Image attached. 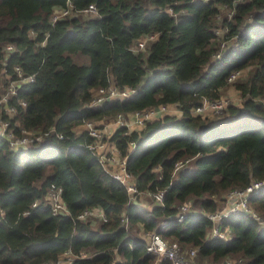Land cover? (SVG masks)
Returning a JSON list of instances; mask_svg holds the SVG:
<instances>
[{
	"label": "trees",
	"instance_id": "obj_1",
	"mask_svg": "<svg viewBox=\"0 0 264 264\" xmlns=\"http://www.w3.org/2000/svg\"><path fill=\"white\" fill-rule=\"evenodd\" d=\"M67 4L71 14L53 23ZM90 5L95 15L77 13ZM246 68L247 79L233 84L240 107L216 120L192 112L219 99L229 77ZM2 69L17 85L7 98L12 114L2 109L0 119L14 138L26 131L43 139L13 150L0 137V264H55L66 252L73 264H170L146 251L152 232L181 251L195 249L200 264L236 257L264 264V228L250 215L222 219L224 240L209 238L206 217L223 193L264 180V0H0ZM109 87L134 91L92 104ZM159 106L180 115L115 127L108 139L137 189L132 200L81 127ZM185 160L191 166H181ZM52 187L65 213L44 203ZM143 193L152 205L140 203ZM185 202L195 208L177 222ZM247 203L264 217V189ZM88 210L103 218H79Z\"/></svg>",
	"mask_w": 264,
	"mask_h": 264
},
{
	"label": "built area",
	"instance_id": "obj_2",
	"mask_svg": "<svg viewBox=\"0 0 264 264\" xmlns=\"http://www.w3.org/2000/svg\"><path fill=\"white\" fill-rule=\"evenodd\" d=\"M71 6L70 4H67L65 8L56 9L54 11L52 22H56L60 19H63L66 16H69L71 14ZM77 13H86V14H96V10L93 5H90L88 8L83 9L81 11H78ZM217 34V33H216ZM153 39V36L146 37L141 40L145 39ZM139 48H143L144 43L140 42ZM225 45L222 43V48ZM12 46L8 45L5 47V51L8 53L12 51ZM221 57L220 52H218L214 56V62L217 61ZM14 71L17 73V75H20V68L15 67ZM240 72V71H239ZM239 72H236L232 74L228 81L230 82L235 78V75ZM1 79H2V86H4V92L0 96V110H5L7 114H12L13 111L12 108L7 107V98L15 93L16 85L17 83L15 81H12L10 75L6 72V70L2 69L0 73ZM33 76L28 77L29 82L33 81ZM6 82V84H5ZM134 90H124L119 91L113 87H109L106 92H103L102 90H99V93L101 94L100 97H98L95 102L92 104H98L103 102L106 99H118V98H128L130 97L131 93ZM103 93H107L103 97ZM218 100V99H217ZM216 101V100H215ZM214 102V101H212ZM211 103L207 100H203L201 105L196 107L192 112L194 114H200L204 111L206 104ZM213 107L217 104H212ZM169 106H159L157 108H152L150 110H147L143 113L136 112L131 115L132 121L129 123V125L134 128H141L144 126V124L149 120L148 117L151 115L156 114L160 109H168ZM217 108L220 112L222 109V103H218ZM216 111V113H219ZM124 116L118 115L114 121V125L116 127H126L129 129V125L124 123ZM155 119V118H152ZM151 119V120H152ZM116 122V124H115ZM87 125V126H86ZM86 126V128H85ZM84 128L86 131H88L89 135L94 138V143L89 146V149L91 150L92 154L97 157L100 164L109 170V173L111 176L116 179L126 190V192L130 195V198L132 200L135 199V196L138 195L137 189L133 184L131 175L126 171L125 168V159L122 158L118 163L117 170H110L109 167L113 162H115L116 157L120 155L119 151L109 142H103L104 138H101L100 133H97L96 130H90L91 124H85ZM10 125L6 121H3L0 119V137L4 138V140L8 141L9 147L13 150H21L26 149L30 144L35 142H40L43 139V134L40 132H26L22 131V135L20 138H14L12 135V131L9 128ZM93 127V126H92ZM46 134V133H45ZM109 138H107L108 140ZM102 150V152H101ZM120 158V156H119ZM178 167V166H177ZM264 189V180L263 181H255L250 184L247 188L243 190H233L232 192L236 193L239 196L244 197V199L241 201L242 204L234 207L232 211H227L222 214H217V212H214L212 214H206V217L210 219L213 222V228L211 230V233L209 234V238L211 239H220L224 240L227 239L229 233L225 230L224 232H221L218 230V224L221 222L222 219L226 218L230 213H243L250 215L255 221H257L262 228H264V224H262V220L259 219L255 215V213L247 212V201L250 196L257 194L259 191ZM61 190L58 188H50L48 191L46 197H45V204L49 206L53 213H65L66 209L62 203L61 197H60ZM157 200H160L162 198V193H157L153 195ZM190 203L185 202L182 205H180L178 212L176 216L174 217L177 222H182L187 215L190 214ZM250 210V209H249ZM85 216H99L100 218H103V215L97 210V211H85L83 214L79 216V218H84ZM146 251L148 253L153 254L156 256L157 260H168L170 264H197L193 261L195 257L196 250L191 249L189 251V254L184 255L183 252L179 247H177L175 244H169L166 242L158 233L152 232L147 235L146 239ZM82 257H84V254H81ZM75 256H72L69 252L64 253V255L61 257L60 260H58L55 264H73Z\"/></svg>",
	"mask_w": 264,
	"mask_h": 264
},
{
	"label": "rangeland",
	"instance_id": "obj_3",
	"mask_svg": "<svg viewBox=\"0 0 264 264\" xmlns=\"http://www.w3.org/2000/svg\"><path fill=\"white\" fill-rule=\"evenodd\" d=\"M222 12H223V14L225 13L224 10H222ZM220 29L221 28H218L216 30V33L219 37H222L223 34H222V30H220ZM149 41H151V39H148V38L145 40H139L133 49H135V50H141L142 49L143 50L145 48V46L147 45V42H149ZM140 42L144 43V46L141 49L139 48ZM81 60H83V59H81ZM85 61H87V58H85ZM78 62H80V59L78 60ZM250 70H251V68H246V69L240 71L238 74H236L235 78L230 81V84L221 91L220 98L214 102L208 103V105L206 104L205 108H208V109L207 110L204 109V111L202 113H200L199 115L202 118L207 117L208 119L212 118V120L213 119L216 120V119L223 118L225 116V111L228 107H230V106L240 107L241 104L243 103V100L241 99L240 93L237 91V89L234 87L233 84L245 81L247 79V76H248V73ZM96 97L98 98V97H100V95L97 94ZM261 102L264 106V99L261 100ZM218 103H222V109L220 110V112L217 108ZM212 104H217V105H215V107H213ZM169 107L170 108H168L167 110L166 109L165 110L160 109L158 112H156V114L149 116L148 119L151 120L152 118H159V117H162L165 115H172V116H179L180 115L179 114L180 112L178 111V109L176 107H174V106H169ZM216 111H218L219 113H216ZM115 120L116 119H108V121L96 122L94 124H91L93 127L91 126L92 129H90V130H96V132L100 133V136H102L101 138H104L103 142H109L107 140V138L110 137V135L112 134L113 130L116 127V125H114ZM131 121H132L131 116L124 118L125 124L127 123L129 125V123H131ZM116 122H117V120H116ZM116 122H115V124H116ZM86 126H85V128H86ZM81 128H84V126ZM81 128H77V130H80ZM129 128H131V126ZM134 128L138 129L137 127H134ZM101 152H102V150H101ZM120 160H121V158H119V156H118V157H116L115 162H113L110 166H108L106 164V166L109 167L110 170L113 169L115 171L118 168V163ZM191 162L188 160H185L181 164V166H183V167L184 166H191ZM232 191L233 190H230L228 192L223 193L220 196V199L217 200V202H218L217 204L219 205L218 210H217V214H222V213L227 212L229 210L232 211L234 209V207L242 204L241 201L244 199V197L239 196ZM141 196H142V201L140 203L143 206L147 207V206H150L153 204L151 198H149L150 197L149 195L143 193ZM189 203H190V208H195V207H193L192 202H189ZM247 206H249V205L247 204ZM250 211H251V213H255V215L257 217H259V219L262 220V224H264V217H262L261 214H259L253 208H251L249 206V207H247V212H250ZM210 233H211V231H210ZM165 241L168 242L167 240H165ZM169 244H171V243H169ZM177 247H179V246H177ZM182 252L184 255L189 254L188 251H185V252L182 251ZM193 261H195V260L193 259ZM194 263L200 264L197 261H195ZM201 264H208V263L204 262ZM221 264H243V259L241 257H236L234 259H230V260L228 259V260L222 262Z\"/></svg>",
	"mask_w": 264,
	"mask_h": 264
}]
</instances>
